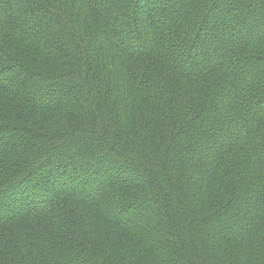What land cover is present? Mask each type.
Segmentation results:
<instances>
[{
  "label": "trees",
  "instance_id": "1",
  "mask_svg": "<svg viewBox=\"0 0 264 264\" xmlns=\"http://www.w3.org/2000/svg\"><path fill=\"white\" fill-rule=\"evenodd\" d=\"M0 264H264V0H0Z\"/></svg>",
  "mask_w": 264,
  "mask_h": 264
}]
</instances>
